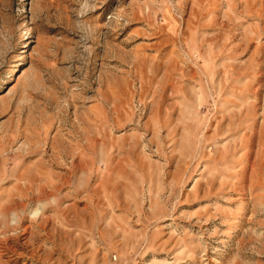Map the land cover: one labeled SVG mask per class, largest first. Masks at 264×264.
Here are the masks:
<instances>
[{
	"label": "rangeland",
	"instance_id": "1",
	"mask_svg": "<svg viewBox=\"0 0 264 264\" xmlns=\"http://www.w3.org/2000/svg\"><path fill=\"white\" fill-rule=\"evenodd\" d=\"M0 264H264V0H0Z\"/></svg>",
	"mask_w": 264,
	"mask_h": 264
}]
</instances>
